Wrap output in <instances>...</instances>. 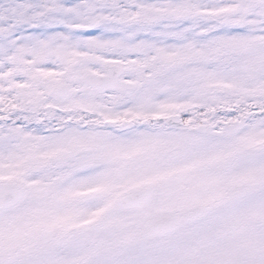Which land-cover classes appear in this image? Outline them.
Here are the masks:
<instances>
[{"label":"snow or ice","instance_id":"6c2138e0","mask_svg":"<svg viewBox=\"0 0 264 264\" xmlns=\"http://www.w3.org/2000/svg\"><path fill=\"white\" fill-rule=\"evenodd\" d=\"M0 264H264V0H0Z\"/></svg>","mask_w":264,"mask_h":264}]
</instances>
